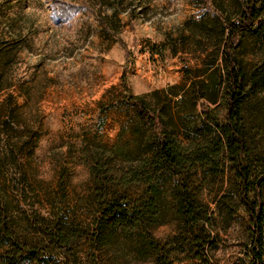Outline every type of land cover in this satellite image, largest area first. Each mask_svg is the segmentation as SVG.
I'll list each match as a JSON object with an SVG mask.
<instances>
[{
	"label": "rangeland",
	"instance_id": "1",
	"mask_svg": "<svg viewBox=\"0 0 264 264\" xmlns=\"http://www.w3.org/2000/svg\"><path fill=\"white\" fill-rule=\"evenodd\" d=\"M240 2L0 0V256L11 241L35 258L21 264H44L40 256L45 264H153L158 254L161 264L170 255L191 264L195 247L176 211L184 189L200 212L208 262L247 264L249 216L217 136L225 26ZM257 2V25L239 31L233 51L251 177L264 166V0ZM127 90L159 113L160 126L145 124ZM163 135L180 144L179 176L145 159ZM112 190L142 209L156 200L150 225H102L97 198ZM43 226L63 228L68 256Z\"/></svg>",
	"mask_w": 264,
	"mask_h": 264
},
{
	"label": "trees",
	"instance_id": "2",
	"mask_svg": "<svg viewBox=\"0 0 264 264\" xmlns=\"http://www.w3.org/2000/svg\"><path fill=\"white\" fill-rule=\"evenodd\" d=\"M241 10L235 22H231L225 27L228 28L225 34V41L222 48L223 60V92H224V123L218 125L217 136L222 148L229 161L233 165L235 179L238 185V195L245 205V210L249 216L250 234L248 242L242 249L247 264H264V166L257 174L251 177L249 168L243 160L244 140L240 134V104L242 101V80L243 72L233 56L235 39L239 31L253 29L256 27L255 20L258 17L259 6L257 0H241ZM125 84V83H124ZM129 103L133 105L148 126H160L159 113L147 105L139 96L131 95L127 90ZM180 144L173 141L172 138L162 136L152 144L150 149L149 161L157 168H162L168 173L179 176V169L184 162L179 151ZM95 163L91 169L94 171ZM147 200V202H146ZM142 208L136 207L135 203H129L123 198L119 199L117 193L113 190L110 192H101L97 198V220L103 222L102 225L110 229H120L121 231H131L137 229L141 223L144 228L150 225L151 219L155 217L156 210L153 198H146ZM177 214L181 223L187 229V239L191 244L190 250L194 248V256L189 257L193 260L191 264H211L204 257V242L200 236V212L199 209L188 199L185 190L181 189L180 196L177 199ZM63 228L58 226H43L44 233L50 237V240L57 246L64 256H68L70 246L67 234L62 231ZM0 231H4L0 228ZM34 247H29V252ZM14 242L8 241L5 249L0 256L1 264H18L28 261H35L32 254H20L15 251ZM185 258H175L166 256L164 259L170 264L176 261H182ZM45 258L40 256L36 261H43ZM153 264H161L163 261L160 254L150 259Z\"/></svg>",
	"mask_w": 264,
	"mask_h": 264
}]
</instances>
